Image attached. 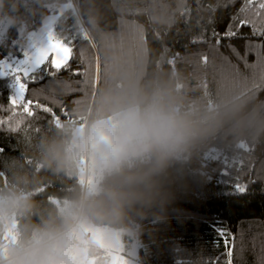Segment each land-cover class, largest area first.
Wrapping results in <instances>:
<instances>
[{"label": "trees", "instance_id": "trees-1", "mask_svg": "<svg viewBox=\"0 0 264 264\" xmlns=\"http://www.w3.org/2000/svg\"><path fill=\"white\" fill-rule=\"evenodd\" d=\"M8 3L19 4L18 14L29 32L64 5L54 30L60 38L75 40L76 47L69 68L54 77L43 66L35 70L37 78L25 95L34 102L33 116L17 109L15 119L22 121L18 131L9 132L7 124L0 127V192L25 193L34 205L17 218L7 246L24 230L56 220L84 183V176L47 164V142L86 127L107 92L166 86L184 108L217 110L225 122L183 166L188 185L169 207L167 220L144 219L142 232L135 236L138 261L228 264L227 237L231 264H264V35L253 32L264 30L260 0H252L245 11L246 0ZM240 20L252 23L238 28ZM228 30L237 35L217 45L213 34L223 36ZM26 45L17 29H5L0 32V59L23 56ZM77 68L84 74L73 75ZM14 81L13 75H0V118L5 120L11 115ZM36 102L53 108L58 126ZM237 183L247 185V191L237 192ZM8 237L9 231L0 234V245Z\"/></svg>", "mask_w": 264, "mask_h": 264}, {"label": "clouds", "instance_id": "clouds-1", "mask_svg": "<svg viewBox=\"0 0 264 264\" xmlns=\"http://www.w3.org/2000/svg\"><path fill=\"white\" fill-rule=\"evenodd\" d=\"M18 12V3L0 0L4 28L17 29L29 45L32 34ZM224 122L217 110L184 108L166 86L105 93L86 127L45 148L50 167L85 182L56 220L24 230L4 246L0 264H87L101 248L109 254L104 264H112L124 238L140 235L145 218L167 220L188 185L183 166ZM33 206L25 193L0 192V234L16 228Z\"/></svg>", "mask_w": 264, "mask_h": 264}, {"label": "snow or ice", "instance_id": "snow-or-ice-1", "mask_svg": "<svg viewBox=\"0 0 264 264\" xmlns=\"http://www.w3.org/2000/svg\"><path fill=\"white\" fill-rule=\"evenodd\" d=\"M252 3V0H246L245 7L241 9V11L247 10L248 6ZM259 9H264V0H260L258 5ZM257 15H260V12L257 11ZM252 21L249 20H240L238 24V28L244 25L251 24ZM254 34L264 35V30H257L253 28ZM216 39V44L219 45L221 39L230 38L237 35V32L228 30L223 36L214 33L213 34ZM195 42V41H193ZM75 40L64 39L57 37L53 33L48 34V40L45 47L40 48L36 51L34 55L26 53V58L19 62L17 65H11L6 63H0V73H10L15 77L16 81V94L9 99V103L11 105L10 112L11 115L7 118V120L0 118V127L7 124V130L9 132L18 131L19 125L22 122L19 119H15L17 115V109L22 110V113H26L27 116H33L34 109L32 107L33 101L26 100L25 95L27 92L28 84L33 82L37 77L34 75L36 68L43 66L48 72L49 76L54 77L57 72L62 69H67L70 66V61L72 59L73 52L75 51ZM204 60H207V57H204ZM99 65H96V70L98 72ZM73 75H83L80 69H73ZM35 107L41 108L44 112L51 114L52 123L57 126L60 123V118L56 115L52 107L40 105L36 102ZM65 116H68V113L65 109H61ZM38 131V130H37ZM3 149H0L2 152ZM229 161L224 160L223 164L227 167ZM234 188L239 193H244L247 191V185H241L239 183L234 185ZM220 235L225 236L223 230H220ZM225 246L228 248L227 256H228V264H231V244L227 237H225ZM112 264H127V262L121 256H115L112 260ZM211 264H218V261H211Z\"/></svg>", "mask_w": 264, "mask_h": 264}, {"label": "rangeland", "instance_id": "rangeland-1", "mask_svg": "<svg viewBox=\"0 0 264 264\" xmlns=\"http://www.w3.org/2000/svg\"><path fill=\"white\" fill-rule=\"evenodd\" d=\"M63 9H64V5L62 6V8H60L58 13L48 14L43 19L42 23L37 29H34L29 32L30 34H32L31 43L29 45H26L23 56L15 57V58L4 57L0 59V63L17 65L19 64V62L23 61L26 58V55H25L26 53L34 55L38 49L45 47L47 44V40H48V34L51 32L54 35H56L55 30H54V25L58 18L59 13ZM46 24H47V27L45 28ZM0 75L7 76V75H12V74L4 72V73H0ZM13 87L14 88H13V93L11 94V97L16 94V90H17L16 81H14ZM77 129H83V128L78 127ZM85 179L86 177H84V182H85ZM97 241L99 242L98 236H97ZM139 246L140 244L138 242V239L135 236L128 235L127 237L124 238L123 251H122L121 257L127 262V264H142L140 261H138ZM107 255L109 254L101 248L96 254H93L88 257L87 264H104V258Z\"/></svg>", "mask_w": 264, "mask_h": 264}, {"label": "water", "instance_id": "water-1", "mask_svg": "<svg viewBox=\"0 0 264 264\" xmlns=\"http://www.w3.org/2000/svg\"><path fill=\"white\" fill-rule=\"evenodd\" d=\"M12 236H13V230L11 229V230L9 231V237H8L7 241L0 245V251H1V249H2L4 246H7V245L11 242V240H12Z\"/></svg>", "mask_w": 264, "mask_h": 264}, {"label": "built area", "instance_id": "built-area-1", "mask_svg": "<svg viewBox=\"0 0 264 264\" xmlns=\"http://www.w3.org/2000/svg\"><path fill=\"white\" fill-rule=\"evenodd\" d=\"M6 28H4L3 21L0 22V32H4Z\"/></svg>", "mask_w": 264, "mask_h": 264}]
</instances>
